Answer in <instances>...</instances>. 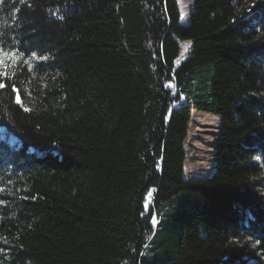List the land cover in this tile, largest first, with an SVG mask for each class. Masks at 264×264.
I'll list each match as a JSON object with an SVG mask.
<instances>
[{"label":"trees","instance_id":"trees-1","mask_svg":"<svg viewBox=\"0 0 264 264\" xmlns=\"http://www.w3.org/2000/svg\"><path fill=\"white\" fill-rule=\"evenodd\" d=\"M0 50V264H264V0H0Z\"/></svg>","mask_w":264,"mask_h":264},{"label":"rangeland","instance_id":"rangeland-1","mask_svg":"<svg viewBox=\"0 0 264 264\" xmlns=\"http://www.w3.org/2000/svg\"><path fill=\"white\" fill-rule=\"evenodd\" d=\"M178 2L182 18L187 21L193 0H178ZM180 45L181 52L178 61L183 60L188 55L190 41L184 40ZM185 48H187V51H185ZM5 66V58L0 56V70ZM190 121L189 135L185 142L187 158L184 168L185 178L187 180H199L213 172V154L215 151L213 142L219 134L220 120L212 113L197 112L193 109ZM3 132L4 129L0 127V133ZM14 140V137H11L10 141L14 142Z\"/></svg>","mask_w":264,"mask_h":264},{"label":"snow or ice","instance_id":"snow-or-ice-1","mask_svg":"<svg viewBox=\"0 0 264 264\" xmlns=\"http://www.w3.org/2000/svg\"><path fill=\"white\" fill-rule=\"evenodd\" d=\"M185 51H187V48H185ZM0 52H2V50H0ZM4 55H8V54L5 53ZM33 57L35 58V54H33ZM11 58L18 59V57H15V54H12ZM39 59H46V57H41ZM7 75H8L7 70H5L4 72L0 73V76H7ZM4 87H6V85L3 82H0V88H4ZM12 90L14 92H16V102L18 104H22V100H21L20 95H19V90L16 89L14 86H13ZM154 223H155V218H154Z\"/></svg>","mask_w":264,"mask_h":264}]
</instances>
